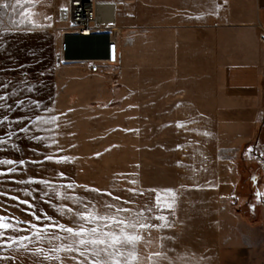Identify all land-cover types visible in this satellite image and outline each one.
Here are the masks:
<instances>
[{
	"label": "rangeland",
	"instance_id": "obj_1",
	"mask_svg": "<svg viewBox=\"0 0 264 264\" xmlns=\"http://www.w3.org/2000/svg\"><path fill=\"white\" fill-rule=\"evenodd\" d=\"M66 4L0 1V161L15 162L0 163V216L12 225L0 264H264L258 166L202 112L179 109L178 90H127L118 63L104 75L58 66ZM67 208L115 216L137 239L87 260L64 251L74 238L48 226L77 228Z\"/></svg>",
	"mask_w": 264,
	"mask_h": 264
},
{
	"label": "crops",
	"instance_id": "obj_2",
	"mask_svg": "<svg viewBox=\"0 0 264 264\" xmlns=\"http://www.w3.org/2000/svg\"><path fill=\"white\" fill-rule=\"evenodd\" d=\"M118 1L122 86L178 90L179 109L202 112L259 167L249 183L264 202V0Z\"/></svg>",
	"mask_w": 264,
	"mask_h": 264
},
{
	"label": "snow or ice",
	"instance_id": "obj_3",
	"mask_svg": "<svg viewBox=\"0 0 264 264\" xmlns=\"http://www.w3.org/2000/svg\"><path fill=\"white\" fill-rule=\"evenodd\" d=\"M2 99V97H0ZM24 129H22L23 131ZM4 141L0 139V143ZM51 159V157H49ZM2 164L11 165L15 163L12 160L0 161ZM21 163H23L21 161ZM13 171V169H9V172ZM31 182V181H30ZM170 191V190H169ZM0 195H4L0 193ZM110 195V194H109ZM11 199L17 200V197H11ZM117 199H119L117 197ZM162 197L159 195L156 196V200L159 202L161 201ZM20 203L27 204L28 201H19ZM106 207H112V205H106ZM66 211L71 213L73 217L77 221H81L77 225V228L67 227L65 225H55L51 224L48 228L58 229L62 232H66L69 237L74 238L72 244H68L64 247V251H75L78 252L80 256H83L85 260H87V253L91 250L93 256H99L100 252H108L109 249H112L113 252L110 253L114 255L118 252V245L125 244V243H132L134 242L137 237L132 236L131 234H124V221L120 220L115 216H98L93 214L92 212H74L73 209L67 208ZM117 212H125L128 211L127 209L119 208L116 209ZM34 215V214H33ZM37 220L40 219L39 216L36 217ZM51 219V218H48ZM9 217L7 216H0V230L7 231L12 227L11 224L7 223ZM88 223H96L97 227L88 228L85 225ZM102 224L103 227L100 225ZM120 225L121 231L120 232H112V231H103L104 228L110 229L112 225ZM35 227V225H33ZM141 227H147V225H141ZM3 236V231H0V237ZM27 239V237L25 238ZM80 249H84V251H80ZM42 251V250H41ZM47 258V257H46ZM81 264V262H78ZM91 264H100L98 260H93ZM114 264H119V261H115Z\"/></svg>",
	"mask_w": 264,
	"mask_h": 264
},
{
	"label": "built area",
	"instance_id": "obj_4",
	"mask_svg": "<svg viewBox=\"0 0 264 264\" xmlns=\"http://www.w3.org/2000/svg\"><path fill=\"white\" fill-rule=\"evenodd\" d=\"M3 3L10 0H0ZM98 0H67L65 7L66 19L69 31L64 35L87 38L96 35L107 37L105 45V57L103 60L109 63H118L120 50L116 41V35H113L111 27L105 22H98L99 16L96 3ZM259 41L264 43V31L259 36ZM61 53L66 51V43L61 45ZM61 55L63 58L64 56ZM60 60V58H59ZM58 60V62H59Z\"/></svg>",
	"mask_w": 264,
	"mask_h": 264
},
{
	"label": "bare ground",
	"instance_id": "obj_5",
	"mask_svg": "<svg viewBox=\"0 0 264 264\" xmlns=\"http://www.w3.org/2000/svg\"><path fill=\"white\" fill-rule=\"evenodd\" d=\"M97 6V11H98V22H105L106 24H114L115 21V12L117 9V4L115 3H109V4H105V3H101V2H97L96 3ZM59 17L61 18V20H65L66 19V13H65V8H62L59 12ZM111 31L113 33V35H116L117 31L114 28H111ZM74 62V63H82L85 64L88 68V72L90 74H111L112 70L111 68L114 67L117 63H109L103 59H89V60H85V59H76V60H65L64 58L60 57V60L58 62V66H60L61 64L67 63V62Z\"/></svg>",
	"mask_w": 264,
	"mask_h": 264
},
{
	"label": "trees",
	"instance_id": "obj_6",
	"mask_svg": "<svg viewBox=\"0 0 264 264\" xmlns=\"http://www.w3.org/2000/svg\"><path fill=\"white\" fill-rule=\"evenodd\" d=\"M107 37L96 35L87 38L68 36L66 38V59L96 58L103 59L101 54ZM256 170H259L257 167Z\"/></svg>",
	"mask_w": 264,
	"mask_h": 264
}]
</instances>
